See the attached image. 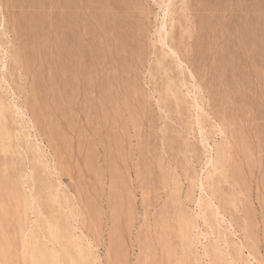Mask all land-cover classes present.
<instances>
[{
	"label": "rangeland",
	"instance_id": "obj_1",
	"mask_svg": "<svg viewBox=\"0 0 264 264\" xmlns=\"http://www.w3.org/2000/svg\"><path fill=\"white\" fill-rule=\"evenodd\" d=\"M57 1L0 0L11 264H264V0Z\"/></svg>",
	"mask_w": 264,
	"mask_h": 264
},
{
	"label": "bare ground",
	"instance_id": "obj_2",
	"mask_svg": "<svg viewBox=\"0 0 264 264\" xmlns=\"http://www.w3.org/2000/svg\"><path fill=\"white\" fill-rule=\"evenodd\" d=\"M59 1V0H58ZM57 1V2H58ZM68 1V0H67ZM17 2V1H16ZM27 2V1H26ZM34 2V1H33ZM91 2V1H90ZM214 2V1H213ZM6 3H7V1H6ZM14 3V2H13ZM46 3V2H45ZM226 3V2H225ZM225 3H223V4H225ZM247 3V2H246ZM263 3V2H262ZM69 4V3H68ZM245 5V4H244ZM26 6H27V4H26ZM42 6V5H41ZM226 7V6H225ZM31 8V7H30ZM45 8V7H44ZM71 8V7H70ZM224 8V7H223ZM64 9V8H63ZM243 9V8H242ZM235 10V9H234ZM61 11V10H60ZM63 11V10H62ZM18 13V12H17ZM76 13V12H75ZM62 16V15H61ZM70 16V15H69ZM233 16V15H232ZM34 17V16H33ZM64 17V16H63ZM13 18V17H12ZM69 18V17H68ZM234 19V18H233ZM260 19V18H259ZM11 20V19H10ZM32 20V19H31ZM81 20V19H80ZM33 23V22H32ZM40 23V22H39ZM42 23H43V21H42ZM55 23H56V21H55ZM54 23V24H55ZM23 25V24H22ZM61 25V24H60ZM51 26H52V24H51ZM83 27V26H82ZM28 28V27H27ZM76 28V27H75ZM236 28V27H235ZM25 29V28H24ZM39 29V28H38ZM242 29V28H241ZM62 30V29H61ZM87 30V29H86ZM65 31V30H64ZM85 31V30H84ZM233 31V30H232ZM71 32V31H70ZM93 32V31H92ZM36 33V32H35ZM32 35V34H31ZM165 35V34H164ZM63 36V35H62ZM257 36V35H256ZM255 36V37H256ZM264 36V35H263ZM228 37H229V35H228ZM247 37V36H246ZM70 38V37H69ZM72 39V38H71ZM254 40V39H253ZM262 40H264L263 38H262ZM68 41V40H67ZM71 41V40H70ZM109 41V40H108ZM230 41V40H229ZM115 42V41H114ZM58 44V43H57ZM78 45V44H77ZM255 45V44H254ZM262 45V44H261ZM118 46V45H117ZM63 47V46H62ZM68 47V46H67ZM260 47V46H259ZM57 48V47H56ZM60 48V47H59ZM115 48H116V46H115ZM2 49V48H1ZM69 49V48H68ZM87 49V48H86ZM120 49V48H119ZM28 50V49H27ZM33 50V49H32ZM61 50V49H60ZM251 53V52H250ZM256 53V52H255ZM56 54V53H55ZM70 54V53H69ZM256 54H258V53H256ZM262 54V53H261ZM46 55V54H45ZM62 56V55H61ZM262 56V55H261ZM35 57V56H34ZM95 57H96V55H95ZM57 58V57H56ZM53 59V58H52ZM58 59V58H57ZM221 59V58H220ZM22 60V59H21ZM75 61H76V59H74ZM9 62V61H8ZM27 62V61H26ZM68 62V61H67ZM86 62V61H85ZM7 63V62H6ZM29 63V62H28ZM49 63V62H48ZM63 63V62H62ZM47 64V63H46ZM35 65V64H34ZM90 65V64H89ZM88 66V65H87ZM23 67H25V64H24V66ZM30 67V66H29ZM230 67V66H229ZM4 68V67H3ZM26 68V67H25ZM76 68V67H75ZM87 68V67H86ZM234 69V68H233ZM4 70V69H3ZM85 71V70H84ZM36 73V72H35ZM34 73V74H35ZM90 73H91V71H90ZM264 73V72H263ZM64 74V73H63ZM70 74V73H69ZM262 74V73H261ZM76 75V74H75ZM37 76V75H36ZM260 77V76H259ZM258 77V78H259ZM96 78V77H95ZM3 79V78H2ZM262 79V78H261ZM39 80V79H38ZM89 80V79H88ZM55 81V80H54ZM88 83V82H87ZM35 84V83H34ZM1 85V84H0ZM36 86V85H35ZM0 89H2V88H0ZM83 89V88H82ZM89 89H91V88H89ZM264 89V88H263ZM63 91V90H62ZM77 91V90H76ZM77 93V92H76ZM75 93V94H76ZM66 94V93H65ZM73 94V93H72ZM57 96V95H56ZM20 98V97H19ZM53 99V98H52ZM126 99V98H125ZM200 99V98H199ZM260 99V98H259ZM48 100V99H47ZM58 100V99H57ZM69 100V99H68ZM262 100V99H261ZM1 101V100H0ZM38 101V100H37ZM77 101V100H76ZM83 101V100H82ZM88 101V100H87ZM10 103V102H9ZM3 104V103H2ZM35 104V103H34ZM63 104V103H62ZM104 106V105H103ZM2 108V107H1ZM1 108H0V110H1ZM16 109V108H15ZM54 109V108H53ZM220 110V109H219ZM221 111V110H220ZM3 112V111H2ZM39 113V112H38ZM221 113V112H220ZM37 114V113H36ZM71 117V116H70ZM2 118V117H1ZM106 120V119H105ZM69 121V120H68ZM38 123V122H37ZM72 123V122H71ZM112 123H113V121H112ZM230 123V122H229ZM57 124V123H56ZM74 124V123H73ZM121 125V124H120ZM11 126V125H10ZM116 126V125H115ZM138 126V125H137ZM60 127V126H59ZM113 127V126H112ZM56 128V127H55ZM54 130V129H53ZM71 131V130H70ZM1 132V131H0ZM5 132V131H4ZM3 132V133H4ZM52 132V131H51ZM118 132V131H117ZM6 133V132H5ZM2 134V133H1ZM0 134V135H1ZM29 136V135H28ZM85 137V136H84ZM117 137H118V135H117ZM29 139V138H28ZM119 139V138H118ZM107 140V139H106ZM108 143H110V142H108ZM34 144V143H33ZM116 144H118V143H116ZM66 145V144H65ZM109 145V144H108ZM17 146V145H16ZM35 148V147H34ZM110 148V147H109ZM37 149V150H36ZM122 149V148H121ZM35 150V152L38 154V152H39V150H38V147L37 148H35L34 149ZM91 150V149H90ZM118 152V151H117ZM40 153V152H39ZM60 153H62V152H60ZM37 154H35V159H36V155ZM44 154V153H43ZM123 154V153H122ZM42 155V154H41ZM60 155V154H59ZM38 156V155H37ZM40 156V155H39ZM65 156V155H64ZM92 156V155H91ZM110 158V157H109ZM119 158V157H118ZM39 159H40V157H39ZM62 159V158H61ZM7 160V159H6ZM39 161V160H38ZM57 162V161H56ZM59 162H60V160H59ZM66 164V163H65ZM89 165V164H88ZM97 165V164H96ZM95 165V166H96ZM111 165V164H110ZM95 168V167H94ZM119 169V168H118ZM114 170V169H113ZM10 171V170H9ZM29 171V170H28ZM61 173H62V171H61ZM59 174V173H58ZM109 174V173H108ZM13 175V174H12ZM95 175V174H94ZM57 176V175H56ZM116 176V175H115ZM119 177H120V175H119ZM103 178V177H102ZM243 178V177H242ZM26 179V178H25ZM96 179V178H95ZM212 180V179H211ZM5 181V180H4ZM99 181V180H98ZM82 182V181H81ZM100 182V181H99ZM241 182V181H240ZM4 183V182H3ZM244 183V182H243ZM4 184H6V183H4ZM3 184V185H4ZM242 184V183H241ZM121 185V184H120ZM208 185V184H207ZM9 191V190H8ZM13 192V191H12ZM119 192V191H118ZM8 193V192H7ZM15 193V192H14ZM18 193V192H17ZM110 193V192H109ZM112 193V192H111ZM120 193V192H119ZM122 194V193H121ZM7 195V194H6ZM6 195H4V197H6ZM8 195H9V193H8ZM11 195L12 194H10L9 195V198L10 199H12L11 198ZM14 195V194H13ZM117 195H119V194H117ZM15 197H16V195H15ZM121 197V196H120ZM119 197V198H120ZM32 198V197H31ZM35 198V197H34ZM33 199V198H32ZM36 200H34L36 203H38L37 202V198H35ZM55 200L54 201H56V199H57V195H56V198H54ZM86 199V198H85ZM121 199V198H120ZM1 200H3V201H1L0 202V264H11V262H12V259H13V257L12 256H15L14 254H12L13 253V243L15 242V238L13 239L14 241L12 242V238L11 237H9L8 235H12V233L11 234H9L8 233V235H7V230L3 227L4 225H2V222L4 221L5 222V220L6 219H8L7 218V216H8V212H7V210L6 209H8V207L5 205L6 204V202H7V200L6 201H4L5 200V198L4 199H1ZM28 201V200H27ZM27 201L24 203V204H26L27 203ZM207 201V200H206ZM5 202V203H4ZM15 203V202H14ZM10 204V203H9ZM203 204V203H202ZM7 205H8V202H7ZM11 205V204H10ZM19 205V204H18ZM28 205H29V203H28ZM32 205V203L30 204V207H32L31 206ZM35 205V204H34ZM33 205V206H34ZM121 205V204H120ZM38 206V205H37ZM7 207V208H6ZM10 207V206H9ZM26 207V206H25ZM28 207V206H27ZM11 208V207H10ZM9 208V209H10ZM17 208V207H16ZM15 208V209H16ZM29 208V207H28ZM27 208V209H28ZM91 208V207H90ZM8 209V210H9ZM30 210V209H29ZM62 210V209H61ZM207 210V209H206ZM17 211V210H16ZM70 211V210H69ZM90 211V210H89ZM117 211V210H116ZM10 212V211H9ZM18 212V211H17ZM16 213V212H15ZM14 213V214H15ZM19 213V212H18ZM30 213V212H29ZM34 213V212H33ZM99 213V212H98ZM20 214V213H19ZM96 214V213H95ZM94 214V215H95ZM16 215V214H15ZM31 215V214H30ZM18 216H21V214L20 215H18ZM96 216V215H95ZM3 217H6V219H4ZM114 217V216H113ZM17 218V217H16ZM1 219L3 220V221H1ZM97 219V218H96ZM8 222H9V220H7ZM11 221V220H10ZM19 221V220H18ZM44 221V220H43ZM3 222V223H4ZM17 222V221H16ZM22 223L23 222H19V225H20V227H19V225H18V228H19V230L21 229H23V226L24 225H22ZM42 223V222H41ZM47 223H48V221H47ZM56 223V222H55ZM6 224V223H5ZM9 224H11V223H9ZM7 225H8V223H7ZM6 225V227H8ZM46 224H43V225H41V226H45ZM197 225V224H196ZM16 226V225H15ZM31 226V225H30ZM29 226V227H30ZM3 227V228H2ZM11 226L9 225V228H10ZM46 227V226H45ZM8 228V229H9ZM39 228V227H38ZM3 229H5L6 230V233H5V230H4V232H3ZM13 230V229H12ZM16 230V229H15ZM18 230V231H19ZM20 230V231H21ZM33 230V229H32ZM2 231V232H1ZM17 231V230H16ZM17 231V232H18ZM30 231V230H29ZM28 231V232H29ZM47 234L45 235L47 238L49 237V238H51V239H53L54 241H49L50 243H58L59 244V241L61 240V238H62V235H63V232H61L62 230L56 225V224H53L52 222H49V224H48V228H47ZM67 231V230H66ZM10 232V231H9ZM14 232V234H16V232L15 231H13ZM22 232H23V230H22ZM24 233V232H23ZM119 233V232H118ZM13 234V235H14ZM71 234V233H70ZM32 235V236H31ZM31 241L33 242L35 239H37L38 238V235L36 234V236H35V234L33 233H31ZM34 235V236H33ZM169 235V234H168ZM45 236L44 237H42V238H45ZM34 237H36V238H34ZM46 238V239H47ZM71 238L72 239H70L71 241H73L74 239H73V237L71 236ZM27 239V238H26ZM25 239V240H26ZM33 239V240H32ZM76 239V238H75ZM116 239V238H115ZM169 239V238H168ZM167 239V240H168ZM16 240H17V238H16ZM17 241H19V239L17 240ZM22 241V240H21ZM24 241V240H23ZM30 241V240H29ZM76 241V240H75ZM48 242V243H49ZM62 242V241H61ZM44 243V242H43ZM72 243V242H71ZM22 244H23V242H22ZM27 244H29V243H27ZM34 244V245H33ZM62 244V243H61ZM68 244H70V243H68ZM45 245V244H44ZM32 246H34V248H32ZM56 246V248L54 249V247ZM73 246V245H72ZM71 246V247H72ZM78 246V245H77ZM82 246V245H81ZM28 246H25L24 247V249H23V254H22V259H23V261L25 262V264H28V262H29V260L31 261V264H63V262H62V260H61V256L60 255H62V256H66L67 257V259L69 260V262L70 263H68V261H66V257L65 258H63V260H65L64 262H66V263H64V264H83L82 262H79V261H81V258H80V256L81 255H77L76 257L74 256V255H71V254H69V252H67L65 249H63V247L62 248H60V249H58V247H57V245H54V247H53V249L56 251H52V249H50L49 250V248L47 247L46 248V246H43L42 244H40L39 242H38V239L36 240V242H33V243H31V248L29 249V248H27ZM76 247V246H75ZM81 248V247H80ZM72 249H74V248H72ZM77 249V248H76ZM75 249V250H76ZM111 249H112V246H111ZM162 249V248H161ZM80 251V250H79ZM217 251V250H216ZM55 252V253H54ZM63 252V253H62ZM70 252H71V250H70ZM72 253V252H71ZM75 253V252H74ZM77 253V252H76ZM64 254V255H63ZM82 254H84V253H82ZM112 255H113V253H112ZM222 255V254H221ZM80 258V260H77V258ZM15 258V257H14ZM21 258V257H20ZM78 258V259H79ZM16 259V258H15ZM87 259V258H86ZM17 260V259H16ZM166 260H168V259H166ZM62 262V263H61ZM116 262V261H115ZM15 263H17V262H15Z\"/></svg>",
	"mask_w": 264,
	"mask_h": 264
}]
</instances>
